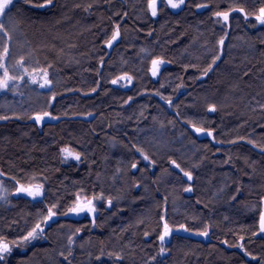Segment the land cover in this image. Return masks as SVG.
I'll use <instances>...</instances> for the list:
<instances>
[{"label":"trees","instance_id":"1","mask_svg":"<svg viewBox=\"0 0 264 264\" xmlns=\"http://www.w3.org/2000/svg\"><path fill=\"white\" fill-rule=\"evenodd\" d=\"M200 2L210 7L197 10ZM233 3L249 12L264 6V0H187L178 12L164 7L156 17L147 0H53L47 7L21 2L20 11L13 9L21 44L34 64L50 73L52 88L39 94L43 111L59 118L40 126L31 119L35 108L0 112L9 117L0 120V171L9 194L0 202V234L19 238L47 206L60 207L45 228L46 238L14 247L0 264L264 261V235H252L259 230L264 197V27H253L251 17L245 21L235 12L230 27L217 23L213 11ZM117 23L121 38L109 49L104 41ZM21 44L14 41L12 51H20ZM216 54L220 59L204 76ZM156 57L165 63L154 79L149 69ZM124 73L133 77L127 87L125 81L110 83ZM210 104L216 112L207 110ZM188 122L211 130L213 137L199 138ZM64 146L79 151L81 161H64ZM171 160L193 179L188 181ZM133 161L136 170L130 169ZM33 178L44 184L43 203L15 192L17 180ZM189 186L193 190L185 192ZM81 189L112 198L111 208L106 199L97 201L95 226L89 216L63 214ZM162 216L170 225L190 229L173 231L164 245L166 256L158 255ZM203 225L211 226L207 237L195 234ZM240 243L259 260L245 255L236 246Z\"/></svg>","mask_w":264,"mask_h":264},{"label":"snow or ice","instance_id":"2","mask_svg":"<svg viewBox=\"0 0 264 264\" xmlns=\"http://www.w3.org/2000/svg\"><path fill=\"white\" fill-rule=\"evenodd\" d=\"M29 4L32 7H47L53 5V0H39L37 3H33V0H0V92H7L9 90L15 91L19 88L20 84L26 83L30 85H38L40 89L49 88L51 89L52 80L49 78V73L45 68H34L29 71V68L25 66V57L20 56L18 60L9 67V53H10V45L13 40V33L17 31L18 28V20L13 15V9L15 8L17 11H20V4ZM182 6H186V0H147V10L150 12L152 17H156L158 15V11L164 7L171 8V9H181ZM197 10L209 8V3L200 2L195 3L194 5ZM91 7V5H89ZM238 13L242 16L245 21H249L250 17L251 20L254 21L252 24L253 27L256 26H264V6H260L258 9H255L251 12L247 10L243 6H239L237 4H230L227 10H215L213 11V15L217 18L216 22L219 23L221 20L223 21V26L230 27V17L232 13ZM116 15H121V13L117 12ZM123 15L127 17L128 13L124 12ZM121 32H120V25L117 23L115 24L114 30L111 33L110 39H105L104 44L107 48L111 49L113 45L120 40ZM227 38V33H225L224 37L220 38L218 44L220 46L219 51L222 52L225 39ZM141 51H144L143 49ZM220 59V55L216 54L212 57L211 63L203 70V75L207 76L209 72L212 71L213 66L216 62ZM165 63V60L162 57H156L151 60V67L149 71L153 77H156L160 73V66ZM103 61L101 60V65ZM51 67V65H48ZM18 69V70H17ZM247 74V73H246ZM27 77V81L25 80ZM133 77L124 73L122 75L117 76L114 79L110 80V83L115 85L120 81H125L126 83L122 86L127 87ZM181 87L183 85H180ZM163 87V85H161ZM95 91V88L93 89ZM159 95V93H157ZM55 93L53 92L51 95L52 101H55ZM161 99H165L169 106L172 105L171 99H168L161 95ZM131 97H129V101ZM209 112H216L217 107L215 104H210L207 108ZM89 115H91L89 113ZM46 118L50 119H58L59 117L53 116L49 111H40L36 112L32 115L31 119H33L37 124H43ZM9 117L7 115H0V120H7ZM190 124V128L192 132L196 134H207L208 136H212L213 133L211 130L206 129L203 126H197L196 123L188 122ZM249 143H253L252 141H248ZM235 143V141H232ZM135 151L139 153V155L143 158L144 161H148L150 165L155 164L149 154L144 151L143 148L138 146H133ZM264 151V148L261 149ZM62 154V158L64 161L68 160H75L77 162L81 161V153L79 151L74 150L69 146H64L60 149ZM170 163L176 168L179 169L181 173H183L184 177H187L188 181L193 179V175L191 171H186L184 168L181 167L176 160H171ZM138 166V161H133L130 163V169L136 170ZM5 173L0 171V177L4 176ZM16 188L15 192L17 194L24 193L26 196L31 197L33 201H37L38 198L44 197V184L35 182L33 178V182L28 183H20L19 180L16 181ZM136 188L140 187L139 183H135L133 185ZM193 189L191 186L184 188L185 192H191ZM7 189L4 188L3 183L0 182V200H4L5 193ZM83 190L76 192L74 194V199L70 203V205L63 210L64 215H68L69 213L74 214L76 216H80L81 214H87L91 217V223L93 226L96 224L97 219V201L106 199L107 206L109 208L112 207V198L111 197H104L103 192L97 196L95 193L88 195L82 194ZM235 197H233L234 199ZM40 203H43V199L39 200ZM58 203H52L51 205L46 207V211L44 214L40 215L38 219L32 224L30 230H27L24 235L19 238H13L9 240L5 235L0 234V262L4 261L7 256L11 255L14 247H20L21 244L25 246L27 244L32 243L33 241L44 239L45 237V228L50 227L49 222L54 221V218L58 216L57 209L59 208ZM258 232L254 231L252 235H259L260 233H264V197H261L259 201V208H258ZM163 220L162 224V231L158 235V239L160 241V249L158 255H163L165 253L164 242L166 238L170 237L173 231H184L189 232V227L181 223L179 225H170L168 220L165 219L163 216L161 217ZM210 225H203V230L195 232L196 235L207 237L210 230ZM76 232L79 233L80 229H76ZM145 236L148 235L147 232L144 233ZM244 237L241 236L240 240L243 241ZM68 243L71 245L73 243V237L69 236ZM223 243L227 244L228 242L225 240ZM241 250L244 251L245 255L252 256L247 250H245L244 244L240 243L236 245ZM103 254V253H102ZM61 256H64V253H60ZM72 252L69 250L68 256H71ZM110 257H114L116 261H120L123 259V256L119 253H108ZM68 256H64V259L67 260ZM101 257L97 256L96 259L99 260ZM155 260V257H153ZM252 259L259 260L258 257L252 256ZM69 264L71 262L69 261ZM260 264H264V261H260Z\"/></svg>","mask_w":264,"mask_h":264},{"label":"rangeland","instance_id":"3","mask_svg":"<svg viewBox=\"0 0 264 264\" xmlns=\"http://www.w3.org/2000/svg\"><path fill=\"white\" fill-rule=\"evenodd\" d=\"M14 3H15V0H14ZM183 7L184 6H182V8ZM171 10H173L174 12H178V10H180V9H171ZM230 19H231V17H230ZM219 23L223 24V21L221 20ZM259 27H262V26H259ZM21 39H22L21 34H19L18 29H17V31L13 33V40H12V43L10 45V53H9V61H8L10 69H11V66L15 63V61L19 59L20 56L25 57V66L29 68V71H31L34 68H39V67H37V65L34 64L33 57H32V55H30L29 50L26 47V45L21 44ZM14 41H15V43L21 44V47H20L21 49H20V51L18 50V52L12 51V48H13L12 46H13ZM162 67H163V65L160 66V71H161ZM48 73H49V71H48ZM158 76H156V77L152 76V77L154 79H157ZM49 78H50V73H49ZM27 79L28 78L25 77L26 81H27ZM51 88H52V86H51ZM48 90H50V89L47 87L44 89H40L38 87V85H30V84L22 83V84H20L19 88H17L15 91L9 90L7 92H0V112L1 111L11 112L12 110L23 112V110H26L28 107L35 108L38 112L43 111L44 102L41 99V97L39 96V94L43 93V91L45 92ZM52 121H55V119L46 118L45 121L43 122V124L45 122H52ZM43 124H38V125L42 126ZM197 136H199V138H205L206 137V138H210V139L213 137V135L208 136L206 133L205 134H197ZM68 161H75V160L70 159ZM75 162H77V161H75ZM0 182H2L4 188L7 189V185L4 184L1 177H0ZM19 194H21L22 196H24L26 198L28 197L24 193H19ZM5 197L6 198L4 200H0V202H5V200L9 197L8 189H7V192L5 193ZM28 198H30L32 200L31 197H28ZM38 199H40V198H38ZM83 216H88V215L87 214H81L80 216H76V217L81 218ZM168 239H169V237L166 238L164 245L167 243ZM33 242H35V241H33ZM166 255L167 254L165 252L163 254V256H166Z\"/></svg>","mask_w":264,"mask_h":264},{"label":"water","instance_id":"4","mask_svg":"<svg viewBox=\"0 0 264 264\" xmlns=\"http://www.w3.org/2000/svg\"><path fill=\"white\" fill-rule=\"evenodd\" d=\"M262 235H264V233H261Z\"/></svg>","mask_w":264,"mask_h":264}]
</instances>
